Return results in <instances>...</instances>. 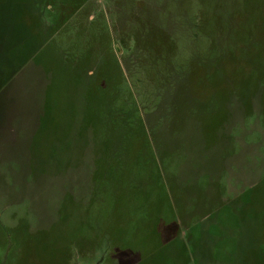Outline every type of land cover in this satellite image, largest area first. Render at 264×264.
Returning a JSON list of instances; mask_svg holds the SVG:
<instances>
[{
  "label": "rangeland",
  "instance_id": "obj_1",
  "mask_svg": "<svg viewBox=\"0 0 264 264\" xmlns=\"http://www.w3.org/2000/svg\"><path fill=\"white\" fill-rule=\"evenodd\" d=\"M114 1L92 0L52 40L70 49L79 34L101 36L118 60L107 58L106 96L129 78L122 56L138 31ZM14 12L1 1L0 264H264V0H153L149 39L164 45L148 51L173 54L182 75L147 102L138 82L135 98H117L129 119L105 118L151 143L150 158L136 141L135 161L118 165L105 147L98 160L77 98L61 97L52 47L24 63L38 41ZM161 115L167 145L149 132Z\"/></svg>",
  "mask_w": 264,
  "mask_h": 264
},
{
  "label": "trees",
  "instance_id": "obj_2",
  "mask_svg": "<svg viewBox=\"0 0 264 264\" xmlns=\"http://www.w3.org/2000/svg\"><path fill=\"white\" fill-rule=\"evenodd\" d=\"M1 1H9L11 3V6H13L15 10L13 17L18 20L20 28L26 29L30 35L37 38V46H34V49L27 56L24 63L31 60L35 51L43 47H52V52L55 53L53 56V64L60 69V71H57L56 78H58V80L60 78L61 81H63L61 82L59 80V85H61L59 87H61L63 91L60 95L61 97H68L73 100L77 98L76 100L79 102L77 108L83 111L82 114L85 120L84 125L87 130L88 140L98 160L99 149L105 147L110 151V159L112 161H117V163L115 162L116 165L121 161L128 164L133 163L132 161H135V157L134 154L130 153V148L131 145L134 147L136 141L141 144V146L138 147L140 151L139 156L143 159L150 158L151 143L147 130H144L143 135L139 133V135L135 137L128 128L125 130L124 127L119 126V124L117 125L116 121L113 119L105 118V115L106 117L110 115L113 118H121L126 122L127 119H129L128 111L130 108L122 109V111L119 109L116 100H118L117 98L120 95L124 99V104H126V101L130 98H135L133 89L135 87L134 84L136 85L138 82V84L144 86L145 89L147 88L146 91L144 90L147 93L146 97H144L146 100L143 99L147 102V98L151 99L153 96L157 97L159 93L163 91L162 89L164 87L166 89L171 83L177 80L178 76L182 75L180 73H175L172 68L173 63L175 64V56L173 54L170 56L160 54L151 55L148 51V49H157L158 46L164 45L162 40L149 39L148 32L151 30L152 26L149 15L150 8L153 7V0H143V5L141 6H137L132 0H129V3H127L128 0L114 1L120 21L130 28L135 26L138 31L133 36L135 45L122 56V63L126 71V73L124 72L123 74H126L129 78L127 79L124 75V88L121 90L112 82L111 88L109 87L111 96L105 95L108 88L107 82L112 80L110 70L106 69L105 66L110 67L112 64L115 65L118 63V60L114 54L112 56H107V51L105 53L102 51L100 52L99 40L101 36H99V39L96 41V36L91 33L88 39H85L82 43V41H80L82 40V36L79 34L78 37L80 40L75 42L70 49H62L52 41L55 33L60 31L64 25L63 21L68 20L71 15L83 11H86V15L87 13L89 15L90 11L88 9L92 6V0H0V3ZM55 12H58L55 14L56 18L54 16ZM89 27H92V25ZM121 39L122 37H120L122 43L124 38ZM117 47L119 52L120 50L123 51V48L127 49V47H123V44H119ZM108 57L114 58H109L112 64L107 60ZM205 62L206 59L204 58H199L197 60L190 59L187 61L186 76L189 85L192 83L193 74L196 72L197 67L201 66L200 64L203 65ZM153 69L156 70L152 71ZM142 73L144 74V79L141 78ZM142 80H145L147 83L146 86L141 83ZM144 91H142L140 95ZM160 98L161 96L159 99ZM135 106H137L136 103ZM142 107H144V105H142ZM155 107H158V102L155 103ZM144 120L146 119H143L142 116L141 119L138 120L141 126H144ZM167 122V118H163L161 115L157 117L155 121L149 123V132L152 138H156V144H168L169 140L166 139L169 138H166V136L164 138L162 136L165 128L169 127ZM121 128L124 129L123 134L120 132ZM105 132L108 133L105 134ZM119 137L123 138V142L120 144L118 143ZM122 150L124 151L123 158H121ZM127 150L130 153L129 155L126 153ZM97 167L98 163H96L95 169ZM95 173V176H99L98 172ZM94 178L97 179L96 177Z\"/></svg>",
  "mask_w": 264,
  "mask_h": 264
}]
</instances>
